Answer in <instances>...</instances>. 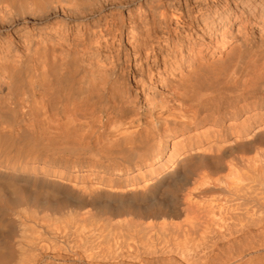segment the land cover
I'll return each instance as SVG.
<instances>
[{
	"label": "bare ground",
	"instance_id": "1",
	"mask_svg": "<svg viewBox=\"0 0 264 264\" xmlns=\"http://www.w3.org/2000/svg\"><path fill=\"white\" fill-rule=\"evenodd\" d=\"M134 1L0 0V264H264V49L185 56L143 35L135 61L153 64L130 82L129 53L88 49L124 21L111 43L36 27L131 20Z\"/></svg>",
	"mask_w": 264,
	"mask_h": 264
},
{
	"label": "rangeland",
	"instance_id": "2",
	"mask_svg": "<svg viewBox=\"0 0 264 264\" xmlns=\"http://www.w3.org/2000/svg\"><path fill=\"white\" fill-rule=\"evenodd\" d=\"M148 1H151L155 5L154 11L156 14L154 20H147L144 16L145 7ZM205 2H209L211 5H214L213 10L198 13L196 8L203 5ZM130 8L134 11V16H132L133 18L131 20H104V17L101 20H93V18L88 19L89 16L79 20H66L62 14L53 13L48 17L41 18L40 20H45V22H38L36 27H47L49 23L56 21L61 27L64 25L62 29L63 34L61 33L62 36L66 35L68 37L69 35L78 36L80 33L79 31L81 30V32H84V27L86 25L89 27V33L85 32L86 34L88 33V36L92 34L89 36L92 40V38L94 39L96 36L102 37V35H105L109 37L103 28L109 26L113 27L114 21L119 23L124 21L122 22V28L115 31V33L117 32L116 34L119 35L120 42L119 38H117L118 36L116 35L117 37L114 39L112 38V40L116 41L111 43V40H108L111 38L110 36L107 40L112 44V47L109 43V46L107 45V47H103L102 45L103 48L94 43L88 45V47H92H89L88 49L90 52H103V50L111 49L114 53L117 50L120 51V53L123 51L129 53L126 56H130V58H123V61L126 60L124 61L123 66H128L125 68L126 73L124 74H126V79H129L130 82L133 81L132 79H136L132 72L134 67L136 69L142 63L144 66L146 65L145 68H147L148 64H153L152 58L145 60L143 58L139 63V61H135L136 56L133 54L135 52L137 53V51H145L144 48H142L143 50L139 48V44L144 40L145 35H151L152 37L150 38L155 41L153 48L155 52H177V54L178 52L179 54L181 52V54H184L185 56L188 55L187 53L191 54L192 50L193 53L197 52L199 54V52H201L200 55H203L204 53V55L209 54L208 56H210V53H212L211 55H219L221 52V54H223L224 50L226 51L229 47L234 46H236V49L238 48L243 52L245 51L243 53L244 55H246L247 52L250 53V51L251 53L254 51V53H256V51L260 48L262 50L264 49V0H136L129 8H124L122 11V14L125 17L128 16ZM106 9L107 10H105L104 16L113 17V15L115 16L117 13L116 17H118V12H116L117 10L114 11L115 9L113 10L112 7H108ZM161 11L165 12V16L159 15ZM65 29H67L68 35L64 33ZM100 31L104 33L102 34ZM98 33H100V35ZM93 35L94 37H92ZM157 38H159V43L157 42ZM137 39L140 41L138 45L137 43L139 41L137 42ZM133 43L136 44L135 48L132 47ZM117 44L120 48L114 47V45ZM140 45H143V42ZM147 46L148 48H146L152 51L149 47L150 43L147 44ZM66 47L61 48L67 49ZM232 49L233 48L229 50ZM233 50L235 52V47ZM239 50L236 52L241 53L242 51ZM126 52L123 53L127 54ZM188 61L189 60L183 57V59L178 62L176 61V64L179 63L183 66H187L190 63ZM243 63V67H245L246 63ZM250 63H248V65Z\"/></svg>",
	"mask_w": 264,
	"mask_h": 264
}]
</instances>
